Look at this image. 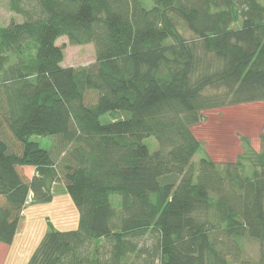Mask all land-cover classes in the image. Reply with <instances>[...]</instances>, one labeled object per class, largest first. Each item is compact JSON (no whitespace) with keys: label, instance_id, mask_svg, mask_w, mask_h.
<instances>
[{"label":"trees","instance_id":"trees-1","mask_svg":"<svg viewBox=\"0 0 264 264\" xmlns=\"http://www.w3.org/2000/svg\"><path fill=\"white\" fill-rule=\"evenodd\" d=\"M152 2L9 0L23 21L0 23V242L59 181L79 210L27 264H264V134L234 162L193 160L203 110L264 101V4ZM62 36L96 61L63 66Z\"/></svg>","mask_w":264,"mask_h":264},{"label":"rangeland","instance_id":"rangeland-1","mask_svg":"<svg viewBox=\"0 0 264 264\" xmlns=\"http://www.w3.org/2000/svg\"><path fill=\"white\" fill-rule=\"evenodd\" d=\"M146 7L153 5L152 0H143ZM264 4V0H260ZM0 23L7 25L12 19L23 21L21 14L11 11L9 0H0ZM190 37L186 27L180 28ZM58 45L64 47L63 66H82L96 61V51L93 43L81 45L71 44L66 36L60 37ZM90 101L95 96L90 95ZM112 120L109 113L102 115L101 121ZM196 137L202 142V149L193 160L197 164L202 156H208L216 162H234L242 154H246V144L243 138H248L251 146L260 151L261 134H264V101L228 104L202 111L201 121L193 127ZM31 140L37 141L41 147L49 149L55 142L53 137L33 135ZM144 143L151 151L159 148L154 136L146 137ZM248 153V152H247ZM54 197L49 202H33L30 196L14 241L11 245L0 242V264H27L43 235L50 227L61 230L74 229L79 223V210L64 187L63 181L53 185ZM118 203L119 196L112 197ZM152 240H147L151 244ZM242 260L250 262L259 257L258 241L244 238ZM240 264V263H237Z\"/></svg>","mask_w":264,"mask_h":264}]
</instances>
